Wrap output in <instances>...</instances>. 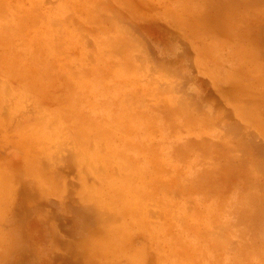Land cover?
<instances>
[{
  "label": "rangeland",
  "instance_id": "rangeland-1",
  "mask_svg": "<svg viewBox=\"0 0 264 264\" xmlns=\"http://www.w3.org/2000/svg\"><path fill=\"white\" fill-rule=\"evenodd\" d=\"M0 82V264H264V0H0Z\"/></svg>",
  "mask_w": 264,
  "mask_h": 264
},
{
  "label": "bare ground",
  "instance_id": "bare-ground-1",
  "mask_svg": "<svg viewBox=\"0 0 264 264\" xmlns=\"http://www.w3.org/2000/svg\"><path fill=\"white\" fill-rule=\"evenodd\" d=\"M4 1H6V0H4ZM8 1H10V0H8ZM3 3V2H2ZM2 5V4H1ZM6 5V4H5ZM4 6V5H3ZM4 7H6V6H4ZM14 13V12H13ZM15 15H18V14H15ZM13 16V15H12ZM23 16H27V14L26 15H23ZM1 17H2V15H1ZM15 17V16H14ZM17 18V17H16ZM13 19V18H12ZM29 19V18H28ZM14 20V19H13ZM20 23V22H19ZM31 24V23H30ZM6 28H7V26H6ZM26 29V28H25ZM16 48V47H15ZM1 83V82H0ZM1 85H3V84H1ZM9 85V84H8ZM1 89V88H0ZM6 89V88H5ZM0 91H2V90H0ZM3 92V91H2ZM12 96V95H11ZM48 132V131H47ZM69 140V139H68ZM51 142V141H50ZM85 156V155H84ZM95 160V159H94ZM98 168V167H97Z\"/></svg>",
  "mask_w": 264,
  "mask_h": 264
}]
</instances>
